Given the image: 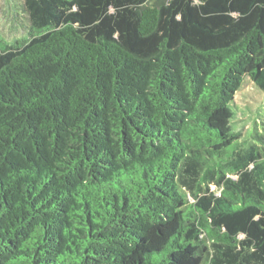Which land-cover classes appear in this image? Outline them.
I'll list each match as a JSON object with an SVG mask.
<instances>
[{
	"label": "trees",
	"instance_id": "1",
	"mask_svg": "<svg viewBox=\"0 0 264 264\" xmlns=\"http://www.w3.org/2000/svg\"><path fill=\"white\" fill-rule=\"evenodd\" d=\"M19 1L0 264H264V0Z\"/></svg>",
	"mask_w": 264,
	"mask_h": 264
},
{
	"label": "rangeland",
	"instance_id": "2",
	"mask_svg": "<svg viewBox=\"0 0 264 264\" xmlns=\"http://www.w3.org/2000/svg\"><path fill=\"white\" fill-rule=\"evenodd\" d=\"M19 0H0V36L7 43H13L16 39H24L29 36V23L24 14L19 10ZM235 104L244 111L235 119V127L242 134L252 126V119L257 112L264 107V95L248 79L234 96Z\"/></svg>",
	"mask_w": 264,
	"mask_h": 264
}]
</instances>
